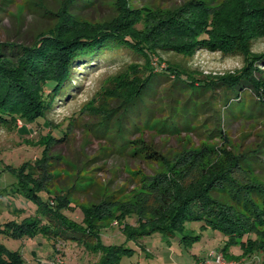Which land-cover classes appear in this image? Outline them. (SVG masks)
<instances>
[{
    "label": "rangeland",
    "instance_id": "rangeland-1",
    "mask_svg": "<svg viewBox=\"0 0 264 264\" xmlns=\"http://www.w3.org/2000/svg\"><path fill=\"white\" fill-rule=\"evenodd\" d=\"M63 1L0 0V44L31 42L40 31L57 23L55 15ZM187 1L189 0H125L127 10H130L125 13L120 0H90L89 3H78L73 10L80 15L81 21L89 25L116 24L123 19V25L127 26V21L131 22V19L138 16H146L151 22L159 14L173 13ZM207 1L210 2L205 6L206 12L215 16L218 31L240 35L246 41L244 44L248 51L253 54L264 51V17L256 10L264 5V0ZM202 11L203 8H195L188 15ZM253 13L260 17H253ZM134 33L141 34L137 30ZM159 38L160 42L177 44L189 40L175 35ZM93 63L80 67L75 72L80 88H72L66 99L54 101L46 113V120L51 126L48 131L58 133L63 130L65 140L60 143L50 142L43 158L39 160L41 147L35 145L38 142L37 126L24 124L20 120H16L12 129L0 126V253L5 254L1 249L17 252L23 264H96L101 256L82 245L51 241L40 234L28 238L13 236L12 224H22L37 208L19 183L20 176L26 173L25 168L29 165H34L30 170L36 176L34 187L38 184L56 200L74 203L86 212L92 213V204L98 203L104 192H118L117 202L104 208L109 219L94 223V227H101L100 237L103 243L120 244L125 238L122 234L115 238L117 216L133 211L139 213L141 223L159 222L169 209L164 201L172 200L175 193L180 191L186 194L198 188L202 183V175L212 165L218 164L221 167L225 159L222 151L227 157L260 147V160L257 163H264V107L255 102L259 94L254 89L243 83L244 95L240 96L239 101L233 102L231 111H228L223 109L224 98L217 90L216 97L221 101L212 98L215 94L211 90L194 92L192 95L190 88L175 81L172 76L154 80V87L138 103L136 113L130 112L123 121L122 137L139 139V144L151 146L157 158L128 156L129 147L116 150L121 138L117 136L115 119L122 111V102L129 97L130 90L121 88L122 83L108 85V81L125 69L127 64L143 65L144 62L140 56L132 55L128 50H119L99 56ZM244 63L242 54L212 52L205 48L181 53L159 50L150 59L151 65L162 70L167 64H171L198 76L214 77L232 75L240 71ZM103 86L111 90L98 97ZM94 97V107L89 108L88 102ZM175 99L180 100V104L190 99V114L191 110L195 112L196 107L193 109L192 106L195 100L207 101L202 110L197 108L193 131L168 134L158 132L151 126H144L147 110H154V118L163 119L170 113V103ZM111 109L109 130L114 147L110 152H103L104 145L110 146V143L96 134L101 132L99 123ZM179 117L181 121L184 119L183 115ZM136 122L137 129L132 125ZM217 128L222 131V136H210ZM237 176L244 183L264 185V168L254 172L239 170ZM90 179L93 184L87 190L70 191L71 195L66 196L67 190L75 182L81 181L83 184L90 182ZM40 196L47 198L43 193ZM70 213L78 221L82 216L78 208ZM199 225L196 222L187 224L186 231L198 234ZM191 227L194 231L188 230ZM253 232L256 234V242L264 248V226L255 224ZM209 233L210 230L203 231L199 242L190 243L187 238L182 240L183 234H177L174 238L160 233L142 234L135 241L124 242L125 246L134 251L132 255L123 256L121 264H215L214 257L218 254H221L220 261L227 264H260L262 261L260 254L227 259L222 253H217V248L223 244V238L215 234L208 238ZM213 251H216L215 256H211ZM241 253L238 246L234 248L235 255ZM206 255L210 258H205Z\"/></svg>",
    "mask_w": 264,
    "mask_h": 264
},
{
    "label": "trees",
    "instance_id": "trees-1",
    "mask_svg": "<svg viewBox=\"0 0 264 264\" xmlns=\"http://www.w3.org/2000/svg\"><path fill=\"white\" fill-rule=\"evenodd\" d=\"M120 1L123 11L129 13L125 0ZM80 2L89 3L90 0H64L55 15L57 23L40 31L31 42L0 44V126L12 129L16 120L37 126L38 142L35 145L41 147L39 160L43 158L50 142L60 143L65 140L63 130L58 133L48 131L51 126L46 120V113L53 102L57 99H66L72 88H80L75 74L80 67L92 65L99 56L114 51L128 50L132 55L140 56L144 62L143 65L127 64L125 69L110 77L108 81V85L122 83L121 88L130 90L129 97L122 102V111L115 119L117 136L121 138L116 150L120 148L121 151L129 147L128 156L141 158L143 155L148 159L157 158L151 146L139 144V139H125L121 134L124 119H127L130 112L136 113L138 103H141L147 91L154 87V80L161 77L172 76L175 81L190 88L192 95L194 92L204 93L206 90H211L215 94L212 98L216 101L220 100L216 97L215 90H217L224 98L223 109L228 111H231L233 102L239 101L240 96L244 95L245 89L242 84L245 83L259 94L255 102L260 107H264V95L261 96L264 94V51L253 54L248 51L244 44L246 41L242 40L240 35L218 31L215 16L206 12L205 6L209 5L210 1L189 0L173 13L159 14L151 22L146 16H138L131 19V22L127 21V26L123 25V19L116 24L89 25L81 21L80 15L73 10ZM195 8H203V11L196 13L198 15H188ZM256 10L264 17V5ZM252 16L260 17L254 13ZM136 30L142 36L135 34ZM164 35L181 36L189 40L181 44L160 42L159 37ZM201 48L212 52L242 54L244 67L232 75L214 77L198 76L171 64H167L164 70L150 64L151 57L159 50L181 53L193 52ZM256 72H259L258 75L255 74ZM110 90L107 86H103L98 92V97ZM95 99L96 97L88 102L89 108L94 107ZM189 100L181 104L178 99L172 100L170 103L172 109L163 119L154 118V110H147L144 126H151L158 132L168 134H179L185 130L193 131V119L198 113L197 108L202 110L207 101L195 100L192 105L193 109L196 107L195 112L191 110L190 114ZM112 111L113 109L99 123L101 132L96 134L110 143V146L104 145L103 152H110L114 147L109 130ZM179 114L184 117L182 121ZM152 120L154 121L151 122ZM132 125L137 129V122ZM213 132L210 136L216 134L222 136V131L218 128ZM222 152L225 159L221 167L218 164L212 165L209 171L202 175V183L198 188L186 194L180 191L178 194L175 193L172 200L164 201L169 209L159 222L141 223L139 213L133 211L117 216L115 238L122 234L127 242L135 241L142 234L160 233L170 238L183 234L182 240L187 238L190 243L199 242L203 237L202 232L210 230L208 238L213 237L214 234L223 238V244L219 245L217 253H222L227 259L247 258L260 254L262 258L260 264H264L263 245L256 242V234L253 232L255 224L264 226V185L247 184L238 180L237 176L239 170L254 172L264 168V163L262 165L257 163L260 160L258 155L261 149L259 147L227 157L225 152ZM32 167L34 165L25 168L26 173L20 176L19 183L23 192L36 203L37 208L22 224H12L13 236L28 238L40 234L51 241L82 245L87 250L101 254L96 264H121L123 256L132 255L134 250L125 246V241L120 244L103 243L100 237L101 227H94V223L109 219L104 208L117 202L118 192L109 194L104 192L100 201L92 204V213L86 212L74 203L56 200L38 184L34 187L33 181L36 176L30 173ZM80 182L77 181L70 186L66 196L71 195L70 191L83 192L93 184L92 179L88 183ZM40 193L45 194L47 198L41 197ZM77 208L82 215L79 221L70 213ZM194 222L200 223L198 234L186 231L187 224ZM188 230L194 231V228ZM237 246L242 250L239 255L234 254V248ZM1 250H4L5 254L0 253V264H23L17 252ZM215 253L216 251L211 252V256H215ZM205 258L210 257L206 255Z\"/></svg>",
    "mask_w": 264,
    "mask_h": 264
},
{
    "label": "built area",
    "instance_id": "built-area-1",
    "mask_svg": "<svg viewBox=\"0 0 264 264\" xmlns=\"http://www.w3.org/2000/svg\"><path fill=\"white\" fill-rule=\"evenodd\" d=\"M220 255H221V254H218V255L215 256V259H214L215 263H216V264H227V263H225L223 260L220 261V260H221V256H220ZM228 264H236V263H234V262H230V263H228Z\"/></svg>",
    "mask_w": 264,
    "mask_h": 264
}]
</instances>
